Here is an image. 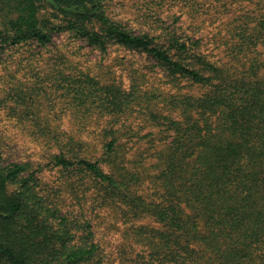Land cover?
<instances>
[{"label": "trees", "instance_id": "1", "mask_svg": "<svg viewBox=\"0 0 264 264\" xmlns=\"http://www.w3.org/2000/svg\"><path fill=\"white\" fill-rule=\"evenodd\" d=\"M43 9L62 22L41 18ZM241 31L231 58L220 62L174 30L132 32L103 0H0V62L13 47L44 46L67 33L102 52L114 44L147 54L169 80L184 79L201 91L163 97L177 114H157L170 138L152 153L150 193L139 192V174L121 166L118 136L104 144L113 167L107 172L80 154L77 138L64 140L46 122L28 119L54 149L46 166L89 176L105 202L160 224L135 229L150 248L144 264H264V11ZM61 80L79 105L100 116L122 115L139 96L83 73ZM45 167L7 161L0 151V264H100L90 225L62 211L57 190L40 178Z\"/></svg>", "mask_w": 264, "mask_h": 264}, {"label": "rangeland", "instance_id": "2", "mask_svg": "<svg viewBox=\"0 0 264 264\" xmlns=\"http://www.w3.org/2000/svg\"><path fill=\"white\" fill-rule=\"evenodd\" d=\"M103 1L108 13L132 32L161 34L165 29L174 30L197 40L201 52L220 62L229 60L238 47L241 27L246 23L252 26L264 11V0ZM39 16L62 22L49 9L40 11ZM82 73L101 83L134 89L139 95L136 103L119 116H100L85 109L61 80V76ZM178 91L191 95L201 92L184 79L169 80L144 53L114 44L102 52L67 33L54 34L44 46L27 42L7 50L0 62V151L7 161L29 160L45 167L54 149L28 120L37 119L62 133L64 140L77 138L84 144L80 154L98 160L104 171L111 172L113 167L104 158V144L116 135L121 166L139 174V192H153L156 159L152 153L170 138V132L157 125V114L176 118V111L162 99ZM39 175L46 186L57 190L66 215L90 225L99 246L100 264H144L149 260L150 248L145 241H138L135 229L159 227V223L148 216L132 218L123 203L108 204L87 175L50 165Z\"/></svg>", "mask_w": 264, "mask_h": 264}]
</instances>
